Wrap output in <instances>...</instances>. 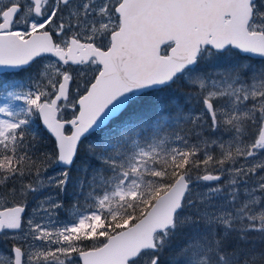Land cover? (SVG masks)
Wrapping results in <instances>:
<instances>
[{
    "label": "snow or ice",
    "instance_id": "obj_1",
    "mask_svg": "<svg viewBox=\"0 0 264 264\" xmlns=\"http://www.w3.org/2000/svg\"><path fill=\"white\" fill-rule=\"evenodd\" d=\"M0 68V264H264V0H0Z\"/></svg>",
    "mask_w": 264,
    "mask_h": 264
},
{
    "label": "rangeland",
    "instance_id": "obj_2",
    "mask_svg": "<svg viewBox=\"0 0 264 264\" xmlns=\"http://www.w3.org/2000/svg\"><path fill=\"white\" fill-rule=\"evenodd\" d=\"M252 60L259 61V59H252ZM257 61H254V62H257ZM228 67H229L228 61H216V60L209 59L208 62H206L204 65V71L206 73H208L209 75L215 77L216 74L224 72ZM28 76H29V73L25 72V71L20 72L18 74V76H15V74L7 75V76H0V85H9V84L14 85L16 83H26L28 80ZM175 104H183L185 111L191 109V105L188 104L185 101V99L183 98L182 91L178 95H175L173 97V99L171 100V104H170V107H172L171 108V114H170L171 116H169V119L166 122L164 129H165V131H168L169 129H171L172 127H175L176 125L180 126V128L179 129L175 128L171 134L165 133L164 129H163V130H161L160 133H158V135H160L161 137L167 135L169 142H171L172 144L178 143L174 140V135H173L174 133L180 132L181 135H188L186 125L183 123L182 118H177V113H176V110L174 108ZM162 107L163 106L161 105V108ZM150 134H151V132L148 133L149 136H150ZM214 136H218L222 139L228 138L226 134H220V133H216V134H214ZM188 138H189L190 142H194V138L191 135H188ZM58 169H59L58 166H53L52 170L48 173H44V175L45 176L55 175L56 172L58 171ZM225 175H226V173H225ZM222 179H223V177H222ZM42 191H47V190L45 189ZM53 195H55V193H53ZM40 198L42 199L43 196H41ZM65 199H66V201H70L69 197H66ZM60 215H61L62 219L67 218V213L64 210H61ZM10 246H11L10 244H8L6 241H4L2 238H0V252H4L6 254L7 249L10 248Z\"/></svg>",
    "mask_w": 264,
    "mask_h": 264
},
{
    "label": "trees",
    "instance_id": "obj_3",
    "mask_svg": "<svg viewBox=\"0 0 264 264\" xmlns=\"http://www.w3.org/2000/svg\"><path fill=\"white\" fill-rule=\"evenodd\" d=\"M253 61H257V60H253ZM258 62V61H257ZM179 93H181V91H177V92H175V95H178ZM174 95V96H175ZM173 96V97H174ZM173 97H172V99H173ZM163 99V98H162ZM171 99V100H172ZM171 100H169L168 101V104H169V109H168V111L165 113L167 116H171L170 114H171V108L172 107H170V104H171ZM163 107H164V105H162ZM162 107V108H163ZM188 111V110H187ZM187 111H185V113H187ZM149 115L151 114L150 112L148 113ZM175 128H177V129H179L180 128V126H175V127H172L171 129H169L168 131H165V129H164V132L165 133H167V134H171L172 133V131L175 129ZM39 137H40V140H41V142H42V144L43 145H48L53 139L41 128V126L39 125ZM217 152H218V149H217ZM52 170V167H50V168H48V170H47V172H45V173H48V172H50Z\"/></svg>",
    "mask_w": 264,
    "mask_h": 264
},
{
    "label": "water",
    "instance_id": "obj_4",
    "mask_svg": "<svg viewBox=\"0 0 264 264\" xmlns=\"http://www.w3.org/2000/svg\"><path fill=\"white\" fill-rule=\"evenodd\" d=\"M253 58H258V59H260L259 57H253ZM12 71H19V69H6V68H0V73H3V72H12ZM41 127H42V125H41ZM43 128V127H42ZM46 131V130H45ZM48 134V133H47ZM49 136H50V134H49ZM51 137V136H50ZM53 140H54V138L53 137H51ZM59 167H61V166H59Z\"/></svg>",
    "mask_w": 264,
    "mask_h": 264
},
{
    "label": "bare ground",
    "instance_id": "obj_5",
    "mask_svg": "<svg viewBox=\"0 0 264 264\" xmlns=\"http://www.w3.org/2000/svg\"><path fill=\"white\" fill-rule=\"evenodd\" d=\"M252 59H258V58H253V57H252ZM58 167H59V166H58ZM59 168H60V167H59Z\"/></svg>",
    "mask_w": 264,
    "mask_h": 264
}]
</instances>
